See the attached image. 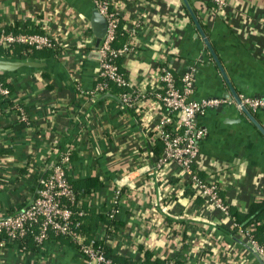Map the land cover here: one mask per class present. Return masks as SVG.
Listing matches in <instances>:
<instances>
[{
  "label": "crops",
  "instance_id": "0c3cea01",
  "mask_svg": "<svg viewBox=\"0 0 264 264\" xmlns=\"http://www.w3.org/2000/svg\"><path fill=\"white\" fill-rule=\"evenodd\" d=\"M52 1L54 15L49 19L44 0H0V29L28 21L27 30L43 31L44 26H51L53 37L69 44L66 55L60 56L65 58L48 69L52 101L30 109L34 99L42 96L46 79L26 73L8 77L14 86L11 99L29 107L30 123L18 127L16 113L0 99V216L12 215L31 201L39 179L55 159L53 153L66 150L71 151L70 182L96 177L104 184L87 207L98 212L108 209L114 182L148 143L133 111L125 112L115 95H86L94 87L97 68L90 53L95 41L89 21L94 9L91 0ZM186 1L231 89L239 98L264 99V0H225L220 9L206 0ZM109 2L121 19L125 42L130 41L131 52L121 58L119 67L131 86L150 90L152 72L164 64L177 78L193 69L191 99L234 101L182 0ZM59 4L69 7L74 15L66 14ZM26 8L43 14L27 17L22 12ZM79 21L89 29L85 46L79 44ZM74 69L78 73L75 82L83 92L77 95ZM251 115L254 122L242 111L223 106L197 117L198 125L206 130L199 145V175L208 182L223 183V198L240 217L250 204L264 197V136L257 127L264 131V111ZM175 183L171 177L156 182L152 175L136 179L132 197L121 204L120 226L110 237L114 255L140 260L138 252L127 246V239L133 237L139 251L150 240L153 249L148 252L158 260L170 256L183 264H261L233 237L222 215L201 199L193 200L189 190L171 193L174 202L166 209L161 204L163 193L171 192ZM0 264L84 263L74 247L50 237L38 254L22 251L15 244L5 247L0 250Z\"/></svg>",
  "mask_w": 264,
  "mask_h": 264
},
{
  "label": "built area",
  "instance_id": "2783aa9c",
  "mask_svg": "<svg viewBox=\"0 0 264 264\" xmlns=\"http://www.w3.org/2000/svg\"><path fill=\"white\" fill-rule=\"evenodd\" d=\"M206 1L218 9L225 7L226 4L225 0ZM44 2L45 8L48 7L47 11L45 10L47 17L53 18L54 2L52 0H44ZM91 2L93 8L106 22V32L98 49H91L90 51V53L97 54V58L95 57L97 65L96 84L93 92L107 93V82L124 89L117 100L125 112L130 110L139 115L137 119L141 128L144 129V134L148 136L145 151L140 155L137 154L134 163H128L124 174L114 182L109 208L105 210L106 217L108 219L118 217L122 202L133 195L136 179L145 175H152L156 182L163 183L168 177H171L176 180V183L171 185V192L163 193V201L161 202L166 209H170L174 202L171 193L178 195L189 190L193 200L201 199L205 205L218 211L230 224L233 237L242 242L252 257L264 264V243L258 244L250 232L251 229H242L230 216L229 205L222 195L223 183L208 182L199 175V145L206 136V130L197 123L198 116L220 106H231L240 110L242 105L251 113L264 111V99L242 97L239 98L240 105L229 98L193 100L190 98L194 86L193 69L186 71L177 78L164 64L157 65L152 72L153 87L150 90H145L143 86H131L115 64L116 59L131 52L130 41L128 40L119 48L112 47L121 23L119 14L111 9L109 0H91ZM59 5L62 6V4ZM62 9L66 11V14L74 15L69 7L64 5ZM22 12L27 17L31 14H43V11H33L28 8L23 9ZM54 21L56 25H60L58 20ZM78 26L79 44L85 46L88 43L86 34H88L89 29L81 21H79ZM130 33L133 35L135 30L132 29ZM58 39L51 34V26H44L41 34H15L0 29V49H9L14 45H23L33 50H66L69 48L68 43L63 44ZM77 74L74 69L72 73L74 78L72 79L76 80ZM77 92L83 93L78 88V84ZM0 96L3 98L9 96V90L1 83ZM10 108L16 113L18 122H24L26 126L29 125L28 117L19 103H13ZM158 141L160 142V153L157 155L154 154V149ZM53 155L55 159L49 165L48 173L41 176L38 181L35 197L14 214L0 216V250L4 249L7 243H12L17 236L23 235L26 224H37L39 229L34 236V241L38 244L44 245L51 231L55 235L60 234L73 241L76 240V250L84 264H119L104 253V243L110 244L112 240L110 237L116 231L115 228H109V236L107 237L103 236L105 229L102 228L97 235L87 242L83 243L77 238L75 229L79 227V223L75 222L74 215L82 217L85 213L83 211L73 212L66 204L67 201L71 203L74 201L73 191L67 176V170L71 163V151L54 152ZM119 238H122V233L119 234ZM162 239H165V236ZM127 241L128 248L133 253L137 251L139 257L143 255L142 252L153 249L149 243L150 240L145 242L143 251L137 249V238L133 239L132 237ZM131 258L124 259L131 260ZM173 258L175 257L165 256L160 259L162 260L161 264H173ZM152 259L155 258L152 257Z\"/></svg>",
  "mask_w": 264,
  "mask_h": 264
},
{
  "label": "trees",
  "instance_id": "16d2710c",
  "mask_svg": "<svg viewBox=\"0 0 264 264\" xmlns=\"http://www.w3.org/2000/svg\"><path fill=\"white\" fill-rule=\"evenodd\" d=\"M30 22L25 21V24H15L12 27H6V32L11 33H23V34H41L43 33L42 30L39 28H36L34 32L33 30H27L30 26L28 24ZM126 34L121 30V23L118 27V30L116 32L115 40L112 44L113 48H119L122 44H125L126 42ZM125 42V43H124ZM84 50V49H83ZM63 52V53H62ZM64 53V49L62 50H33L23 45H14L10 47L9 49H0V57L2 58H9L13 60H35V61H48L49 67L52 68L55 66V62L58 60L62 61L64 58L60 57ZM66 55V54H65ZM122 57L115 60V64L118 66L120 72L125 76L123 70L119 67V61ZM48 68L42 69V70H28L24 71L23 73H26L27 75H36L40 76L43 79H46V82L43 85L42 90V96H40L38 99H34L36 101H33V105L30 107V109L34 108L35 106H42V102L48 103L47 101L51 98V92L53 91V87L51 84H49L48 81V74L50 73L48 71ZM12 75H5L0 74V83L9 90V96L7 98H3L0 96V99H3V101L6 104V107L10 108L11 105H13V101L11 99V95L14 91V86L12 82L9 81L8 77ZM75 80V79H74ZM77 82L74 81L75 85V93L77 95ZM96 84V82H95ZM94 84V86H95ZM95 87H93L92 91L86 94L89 97H93L96 95H115L117 98L124 92V89L116 87L114 84L107 82V93H98L97 91L93 90ZM75 95V97H76ZM74 97V98H75ZM52 101V99H50ZM40 102V104H39ZM22 109L24 110V113L28 117V123L29 121V115L28 111H30L29 107L25 104L19 103ZM128 112H131L130 110ZM135 114V118H137L139 115L136 114L134 111L132 112ZM16 117V116H15ZM17 120V119H16ZM15 120V123L18 127L25 126L24 122H18ZM160 153V142L158 141L156 143L154 154ZM71 159V157H70ZM46 175V174H45ZM68 183L70 184L73 195H74V201L73 203L67 201L66 204L72 209L73 212H79L83 211L85 214L82 217H78L74 215L75 222L79 223V227L75 229L78 239L81 242H87L88 240L92 239L95 235H97L98 231L104 228L103 236L107 237L109 236V228H116L120 226V222L116 219H108L106 217L105 208L101 209V212H98L95 209H91L87 207V202L94 196L96 191L101 189L104 184L103 182L96 178H87L83 181L78 182H70L68 180ZM230 216L234 219L236 224L241 227L242 229H248L250 228V232L253 234L255 240L258 242V244L264 243V197L261 198L258 202L250 204L248 207V211H246V214L243 217L238 216L234 211H232L231 207H228ZM253 225V226H252ZM252 227V228H251ZM38 225L37 224H26L25 225V232L21 236H17L12 243H7L5 247H8L11 244H15L19 249L22 251H25L29 254H38L40 248L43 246L41 244H38L34 241V236L38 232ZM111 235V234H110ZM50 237H53L55 240H61L63 242L68 243L70 246L74 247L76 249L77 242L76 240H71L67 236L63 235H55L53 232H49L48 237L45 242L48 241ZM106 241V240H105ZM104 253L113 261L118 262L119 264H161L162 260L158 259H152V254L148 251L142 252L143 255L140 257V260L138 258H133L132 260L124 259L118 255H114L112 253V250L110 249V246L104 243ZM173 264H183V262L178 258L172 259Z\"/></svg>",
  "mask_w": 264,
  "mask_h": 264
},
{
  "label": "water",
  "instance_id": "95a60500",
  "mask_svg": "<svg viewBox=\"0 0 264 264\" xmlns=\"http://www.w3.org/2000/svg\"><path fill=\"white\" fill-rule=\"evenodd\" d=\"M183 5L185 6L186 10L188 11L195 27L198 30V33L200 35V37L202 38L203 43L205 44V46L208 48V50L211 52L212 56L214 57L215 62L217 63V66L223 76V78L225 79L226 83L229 85V82L227 81L222 69L220 68L219 64H218V60L216 59V56L214 55L212 48L208 42V40L206 39L204 33L202 32L198 20L196 18V16L194 15L193 11L190 9L188 3L186 0H182ZM89 21H90V26L93 32V36L95 38L94 44H93V49L96 50L99 47V44L101 43L105 32H106V22L104 20L103 17H101L98 12L93 9L90 16H89ZM91 55L97 58V54L96 53H91ZM49 67V63L46 61H35V60H26V61H21V60H13V59H9V58H2L0 57V74H5V75H16V74H20L23 73L24 71H28V70H42L45 68ZM231 94L233 96V99L235 101V103L237 105H240V99L238 97V95L231 89L230 85H229ZM222 106L218 107L217 109H221ZM240 111H242L247 117H249V119L251 121L254 122L253 117L251 115V112L248 111L245 107H243L242 105L240 106ZM256 125V123H255ZM259 131L263 134L264 136V131L257 125Z\"/></svg>",
  "mask_w": 264,
  "mask_h": 264
}]
</instances>
